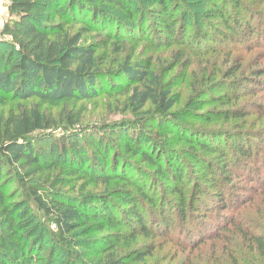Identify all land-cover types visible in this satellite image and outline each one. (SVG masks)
I'll return each instance as SVG.
<instances>
[{"label": "trees", "instance_id": "obj_1", "mask_svg": "<svg viewBox=\"0 0 264 264\" xmlns=\"http://www.w3.org/2000/svg\"><path fill=\"white\" fill-rule=\"evenodd\" d=\"M8 2V20L0 28V48L6 49L5 52L0 50V264L41 263L42 240L48 234L53 247L45 264H54L57 251L66 254L67 264L75 263V257L68 248L72 245V238L80 233L88 236L101 234L97 239L77 245L101 254L103 258L99 264H130L128 258L118 253L120 243L125 239L124 232L129 234L131 242L138 237L146 241L164 237L182 249L188 246L195 248L210 240L223 242L232 237L235 247L246 246L264 260V227L261 224L264 206L258 219L243 220L245 224L223 215L224 212H232L237 216V206L248 202L251 207L264 195V156L261 157L260 147L246 141L242 137L246 134L243 132L227 137L223 147L216 137L194 145L193 136L198 135L197 131L188 132L185 136L174 131L179 120L178 112H173L178 98L172 94V86L151 69L150 62L139 64L131 57L122 62L109 59L105 51L99 53L100 42L89 44L85 38L92 33V38L100 41L104 35L123 48L136 33L135 38L139 42L151 43L155 48L183 46V37L188 31L181 20L176 22L174 19L180 2L157 0L154 5L159 9L148 12L132 10V0L126 3L124 0ZM105 7L125 12L130 27H124L112 15L114 21L111 22ZM135 14L139 16L138 25L132 24ZM208 16H199L203 19L201 27L205 31L199 29L194 32V39L186 44L190 53L229 54L238 50L239 45L247 49L246 42L254 37L253 47L264 45L261 32L258 33V28H251V21L245 24L232 17L230 23L223 15L220 18H223L226 29L222 30L210 26L206 18L211 15ZM257 16L260 21L264 20V13ZM145 19L154 24L151 34L144 27ZM75 25L80 27L72 31ZM120 47L113 44L116 52L121 50ZM173 58L175 65L183 68L190 65L181 51ZM105 80L108 87L102 84ZM240 94L241 97L232 93L231 101L236 102L248 93ZM101 97H119L114 101L112 113L120 112L131 118L109 126L83 124L86 116L84 105ZM218 101L220 99L214 103ZM223 114L234 118L246 116L237 111ZM162 131L164 136L179 138L178 143L189 147L187 154L194 159L196 166L213 176L210 181L212 187L197 184L189 200L185 198L184 175L175 163L171 153L174 151L160 141ZM81 136L84 142L78 139ZM96 136L99 140L93 139ZM114 136V141H120L119 149L106 145L109 149L101 150L105 137ZM46 140L51 141L48 151L46 147H40ZM195 147L207 156L219 154L221 165L217 172L210 163L195 160ZM41 154L49 155L46 162L41 161ZM94 156L99 164L94 161ZM125 156L137 158L139 163L154 169L163 182L173 184L170 192L180 193L177 211L171 212L164 192L151 193L147 181L154 183L153 180L156 182L157 179L146 181L139 169L130 172L131 169L126 168L129 161ZM88 163L92 167L97 166L95 172L89 173ZM129 165L137 168L134 163ZM58 170L68 176L86 177L95 186L109 188L112 183L124 182L129 189H117L112 196H98L85 202L73 194L63 196L53 188V182L35 183L45 172ZM17 172L23 175L19 186L21 184L24 196L31 199L41 215L40 219L33 216L34 228L28 234L23 233L28 228L24 225L26 221L18 215L22 213L23 206L13 203L14 195L6 193L11 178ZM236 175L243 176L255 186L258 197L256 194V197L243 202L238 193L230 190L232 176ZM25 180L29 182L25 183ZM213 188L218 190L213 191ZM114 202L116 210L111 208ZM173 219L177 220V225ZM225 222L228 223L225 225ZM186 223L192 230L189 225L183 226ZM45 224H52L54 230L51 233L44 230ZM30 238L35 239L28 245L26 240ZM96 246L99 248L93 250ZM135 253L131 264L142 263L150 256ZM230 256L232 263L237 264L233 254Z\"/></svg>", "mask_w": 264, "mask_h": 264}, {"label": "rangeland", "instance_id": "obj_2", "mask_svg": "<svg viewBox=\"0 0 264 264\" xmlns=\"http://www.w3.org/2000/svg\"><path fill=\"white\" fill-rule=\"evenodd\" d=\"M126 1L127 0H124L125 3ZM156 2L157 0H132L131 9L137 12L140 11V9H143L144 12L150 10L155 11L159 9V7L154 5ZM176 2H180V4H177L178 7L174 19L176 22L181 20L188 31L187 35L183 37L185 40L183 46L175 45L169 48H163V46L155 48L151 43L139 42L138 39L135 38L138 35L136 33L133 38H129L123 48H121L119 43H116L114 39H112V41L104 35H101L100 41L98 39H93L92 37L94 34L92 33L85 35L88 41L87 43L92 44L98 42L99 44L100 42L98 47L102 49L99 48V53L102 54L103 51H105L109 59H116L122 62L126 57H131L132 61L139 62V64L150 62L151 69H153L165 83H169L172 86V94L176 95L178 98V103L173 109V112H178L179 119L177 125L174 126V131L179 132L182 136H185L188 132L194 133L197 131L196 133L198 135L194 134L193 136L194 145L202 141L209 142L211 137H216L218 138L217 141H220V146L222 145L223 147L226 144L225 139L227 137L235 136L237 132H243L246 134L244 135L245 137H242L247 139L246 141L249 143H253L255 146L260 147L263 153L261 157H263L264 146H262L261 143H264V45L261 43L253 47L252 45L255 43L253 42L255 40L254 37V39L249 42L244 41L247 44V49L239 45L238 50L229 54L222 52L205 55L196 53L198 54L196 55L194 52L190 53L189 49L187 50L188 46L186 44L194 39V32L196 30L200 29V31H205V29L201 27L204 23L202 21L203 19H201V17L199 18V16L202 15H211L210 18H206L211 23L210 26L219 27L222 30L226 29L222 20L223 18H220V16L223 15L227 16L230 23L232 22V17L238 18L237 20L239 22L245 24L251 21V28H258V33L261 32V37L264 38V20L262 19L260 21V18L257 16L264 13V0H235L234 2L233 0H176ZM7 6L8 5L3 1L0 3V28L8 20L6 15ZM104 10L110 15L108 19H110L111 22L114 21L112 20L113 16L119 19L121 25L124 27H130L125 12L123 13L113 7H105ZM184 11H187V13L184 14ZM138 17V14L134 15L132 24H139ZM145 18L148 19V17ZM108 21L109 20H107V22ZM79 27L80 26L77 25L73 26L72 31H76ZM144 27L147 33H149L154 29V24L145 19ZM149 34H151V32ZM113 44H115L116 47L119 46L121 50L116 52L113 48ZM0 50L3 49L0 48ZM225 50L226 49H224V51ZM3 51L5 52L6 49ZM180 51L188 58L190 63L188 68H183L179 64L175 65L173 62L174 54ZM251 82H253V84H251ZM114 83L116 84V82ZM102 84L105 87L109 86L106 80ZM232 93H237L239 97L242 95L240 93L248 94H243L244 96H242V98L234 102L231 101V97H233ZM116 99H119V97H113L111 99L101 97L91 103L85 104L86 116L84 117L83 124L94 123L109 126L112 123H119L130 119L131 116L129 115L125 116L120 112L112 113L114 109L112 106ZM217 99H220V101H218L219 103H214V100ZM78 108H80V106H78ZM1 109L2 108H0V112ZM226 111H237L246 116L244 118H234L233 116L226 117L223 114ZM54 113L55 111H53V114ZM146 131L150 133L149 130ZM163 132L164 131L161 132L160 141L165 145H169L167 147L174 151L171 153L174 155L177 167L182 170L184 175V194L185 198L189 200V196L192 190L196 188L197 184L210 187V181L213 176L211 174L208 175V172L196 166L194 159L190 158L187 154V151H189L187 145L181 142L178 143L179 138H175L172 135L164 136L165 132ZM151 133L154 134V132ZM257 137H259V139H256ZM78 139L84 142V137L81 136ZM93 139L99 140V136ZM114 140L115 136L113 138L105 137L104 145H101V150L109 149L106 145H111L113 149H119L120 141ZM50 144L51 141L46 140L41 144L42 146H39L43 148L46 147L48 151ZM194 149L197 152L195 160H204V162L210 163L213 166L212 168L215 169V172L218 171L221 165L219 162V154L207 156L198 151L197 147ZM89 155V152H87V158H89ZM91 157H93V155ZM94 157V161L99 164L98 158L96 156ZM125 157L129 161L128 165L126 164V168L131 169L129 170L130 172L139 169L143 172L142 177L146 178V181L150 178L157 179V183L155 180H153L154 183L150 180L147 181L152 189L151 193L154 194L155 191L164 192L168 199L167 205L168 207L170 206L171 212L174 213L177 211L176 208L180 193L170 192L173 188V184H168L166 181L163 182L162 179L157 176L154 169L139 163L137 158ZM48 158L49 155L41 154L42 162H46ZM132 163H134L137 168H132L131 165H129ZM87 165L89 167V173L95 172L94 168L97 166L92 167L90 163ZM163 166L164 168L166 167L164 163ZM22 176L20 172L15 173L14 177L11 178V184L6 193H12L14 195L12 197L13 203H18L23 206L22 213L18 215H21L23 221H26L24 225H27L28 228H26L23 233L28 234V231L34 228V225H32L33 216L36 215V218L40 219L41 215L37 213L31 199L24 196L21 184L19 186V181ZM239 176L241 175L239 174ZM239 176H232L229 189L233 190L236 194L238 193L243 199V202L250 200L252 197H256L254 196L256 194L258 197L259 194L255 191V186L251 185L243 176ZM2 178L4 179V176H2ZM45 181L50 183L53 182V188L58 190L63 196L73 194L75 197H79L85 202L92 201V198L98 196H112L113 191L117 189H129V186H126L124 182L112 183L109 188L95 186L91 184L86 177L79 178L68 176L65 172L59 170L55 173L45 172L42 179L35 181V183ZM28 182L29 180H25V183ZM48 185L49 184H47L46 187H48ZM49 188H52V186ZM214 190L213 188V191ZM257 199L258 198H256V200ZM115 202L111 205V208L114 210H116ZM263 206L264 195L251 207H249L248 202L237 206L239 216L238 214L236 216V213L234 214L232 212H224L223 215H226L229 219H234V221L238 219L245 224L243 220H250L251 218L254 220L258 219ZM173 221L176 224L177 220L173 219ZM227 223L225 222V225ZM261 224L262 227H264V220L261 221ZM187 225H189V229L192 230L189 223L183 224L184 227ZM45 229L51 233L54 227L52 224H45L44 230ZM98 237H101V234H92L88 236L84 235V233H80L75 235L72 238V245L68 248L73 254V257H75V263L71 264H99L103 258L101 254L77 246L81 245V242L83 243L85 240L97 239ZM124 237V242L120 243L118 253L128 258L127 261L130 264L135 259V252L144 253L145 255L148 254L150 256L146 257L144 262L134 264H234L232 263L233 261L230 254H233V257L237 260V264H264V260L258 257V254L255 252H251L248 247H241V245L235 247L232 237H228L223 242L210 240L205 244L196 245L195 248H189L188 246V248L185 249L177 247L164 237H156L150 241L138 237L135 242H131V238L127 232H124ZM33 239L35 238L26 240L28 241V245H30ZM230 242H233V244ZM42 245H44V248L39 256L41 262L39 264H45L49 251L51 247H53L49 234L44 236ZM98 248L99 247L96 246L93 250H97ZM54 255V264H67L66 254L57 251Z\"/></svg>", "mask_w": 264, "mask_h": 264}, {"label": "built area", "instance_id": "obj_3", "mask_svg": "<svg viewBox=\"0 0 264 264\" xmlns=\"http://www.w3.org/2000/svg\"><path fill=\"white\" fill-rule=\"evenodd\" d=\"M2 1H3L6 5H8V3H9L8 0H0V3H1Z\"/></svg>", "mask_w": 264, "mask_h": 264}, {"label": "crops", "instance_id": "obj_4", "mask_svg": "<svg viewBox=\"0 0 264 264\" xmlns=\"http://www.w3.org/2000/svg\"><path fill=\"white\" fill-rule=\"evenodd\" d=\"M7 9V8H6ZM6 12H7V10H6ZM7 15V14H6Z\"/></svg>", "mask_w": 264, "mask_h": 264}]
</instances>
